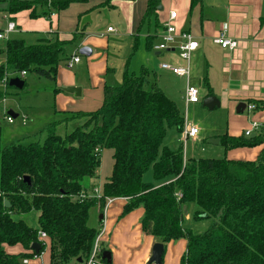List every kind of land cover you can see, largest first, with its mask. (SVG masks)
Segmentation results:
<instances>
[{"label": "trees", "instance_id": "obj_1", "mask_svg": "<svg viewBox=\"0 0 264 264\" xmlns=\"http://www.w3.org/2000/svg\"><path fill=\"white\" fill-rule=\"evenodd\" d=\"M88 1L0 0V11L14 15L27 10L30 18L50 17L72 3ZM111 1L101 5L111 6ZM200 1L190 0L189 7ZM159 5L160 0H147L141 26L148 20L159 26ZM154 37L145 36L146 50L153 49ZM78 38L75 32L70 39L48 33L35 44L4 39L0 82L13 88L8 80L22 72L55 82L59 62L69 59L66 49L76 47ZM246 104L264 110V100L248 99ZM54 115L50 124L34 133L45 135L41 143L3 145L0 125V264H20L30 256L39 231L47 235V264H83L99 232L88 223L90 209L98 206L102 213L106 198L126 199L118 219L142 208L141 231L163 243L162 258L168 242L183 239L179 264H264L263 129L248 137L243 132L218 135L225 151L257 148L253 160L185 157L181 146L163 144L169 128L178 132L183 128L176 102L158 86L153 71L141 66L138 73L129 72L128 62L120 85L104 84L98 108L54 109ZM61 126L63 134L57 132ZM102 149L112 151L111 173L98 198L80 200L78 195L87 192L81 182L97 175ZM149 170L151 182L143 179ZM190 203L196 206L195 221L212 220L201 233L184 225L183 208ZM30 212L37 213L36 227L19 217ZM12 247L22 251L8 252Z\"/></svg>", "mask_w": 264, "mask_h": 264}, {"label": "crops", "instance_id": "obj_2", "mask_svg": "<svg viewBox=\"0 0 264 264\" xmlns=\"http://www.w3.org/2000/svg\"><path fill=\"white\" fill-rule=\"evenodd\" d=\"M102 1L89 0L85 3H72L65 10L55 12L50 17L30 18L27 10L14 15L0 11V31L5 29L8 22L15 24L14 30L7 34V38L23 40L25 33H35L40 39L48 33H55L59 39H70L73 33L78 32L79 38L77 46L74 47V51L76 50L74 55L77 54L79 47L87 46L91 49L90 56H83L84 59H80L71 68L67 65H58L55 84L57 86H78L81 88V94L75 97L55 88V110L90 111L101 105L104 84H112L115 78L112 71L114 69L109 67L107 58L108 38L114 32L111 26H106L104 29L108 17L114 20L115 32L127 38L130 43L136 40L140 49L142 48L140 37L145 40L147 34L155 36L156 40L153 39V45L160 41L162 26L168 20L170 11H175L177 14L174 21L176 29L190 32L199 42L198 48L191 53L188 63L191 84L198 81L207 88L208 92H211V95L216 96L215 84L211 82L210 77L218 70L219 89L223 91L220 98L216 96L219 103L227 104L228 102L231 107H236L240 101L246 103L248 99L264 100V0H201L192 9L189 7L190 0H160L161 9L157 10L156 15L158 27L153 24L152 20H148L142 26L140 24L147 0H112L111 6L101 5ZM91 21L95 23L92 28H89ZM108 27H111L112 31H108ZM144 27L146 31L140 36V31ZM222 29L226 30L228 37L237 41L236 48L223 49L212 42V37ZM151 50L154 51V55L146 56L145 61L146 64L149 63L148 65L157 68L152 69L148 66L146 68L156 74V83L170 98L175 99L178 95L183 102L185 80L162 70L160 64L185 66L187 62L178 56L177 50L173 47L165 50L166 54L155 49ZM206 56L209 57V62ZM204 59L208 67H205ZM3 62L4 57L0 55V63ZM123 70L124 68L122 73ZM24 75L20 74L22 78ZM204 97H207V94L200 97L201 104ZM30 110L31 106H19L18 112L28 119ZM252 112L256 113L253 120L264 119V110ZM11 113L13 114L10 116L12 119L18 117V114L12 111ZM108 152L112 155L110 149ZM229 152L233 153L232 156H228L230 159L253 160L256 158L258 149L237 148ZM111 168L112 160L109 159L106 178L110 175ZM104 181L101 182L100 187L92 184L84 186L88 193L92 188H98L101 191ZM125 202V198H113L110 204L104 206L101 219L99 218L101 213L98 215L97 229L102 231L101 246L110 251L111 264H147L152 245L159 241L151 235L142 233L140 225L142 208L134 209L118 219ZM106 212H108L107 219H104ZM18 248L10 253L22 251V248ZM184 250L185 241L183 239L168 242L162 263L179 264ZM47 255L46 248L43 257L45 264H47ZM37 263L32 262V264Z\"/></svg>", "mask_w": 264, "mask_h": 264}, {"label": "rangeland", "instance_id": "obj_3", "mask_svg": "<svg viewBox=\"0 0 264 264\" xmlns=\"http://www.w3.org/2000/svg\"><path fill=\"white\" fill-rule=\"evenodd\" d=\"M107 19L108 21L106 20L107 23L104 26V29L106 28V26H111L112 28H114V32L108 38L107 47L109 67L114 69L112 71L115 77L111 85L121 84L122 69L124 68V64H126L127 61L129 72L134 71L135 73H138L141 66H148L149 68L156 69V66L153 67L151 65H148V62V64H146V56L154 55V51L144 50V39L140 37L142 48L139 49V45L136 43V40H132L130 43V41H127V38H125L124 36H119L117 31L115 32L116 25L113 18L108 17ZM94 23L95 21H91L89 28H92ZM145 31V27L141 29L140 36H142ZM34 34L25 33L23 40L28 44H35L39 41V36H37L36 34L35 36ZM154 40H156V38H154ZM2 41L3 40L0 41V44L2 43ZM74 49V47L67 48L66 54L69 57L71 55H74L76 51H74ZM158 52L165 54L167 53L166 51ZM205 58L209 62V57L206 56ZM79 59L83 60L84 57L79 55ZM68 61L69 59L62 60L59 62V65L65 66L67 65ZM204 62L205 67H208L205 59ZM219 77L220 75L218 70L216 71L215 75L213 74L210 77L211 82L215 84L214 92L216 93V96L218 98H220L223 92L219 89ZM23 79L25 80L26 84L24 88L21 89H6L4 84L0 82V125L2 127L1 144L3 145L9 143H41L45 135H36L34 133L50 124L55 119V88H58L59 86H57L55 82H52L47 78L36 75L34 72H26V75H24ZM194 83L195 86L199 89L200 97L204 96V94H207L208 90L206 87H203L198 83V81ZM172 93L175 94L173 91ZM173 100L176 102L180 114L184 118L182 130L184 129L185 123L196 125L200 129L195 139H188L186 141L181 139L182 131L178 132L175 128H169L167 130V134L164 138L163 144L173 149L181 146L185 157L222 158L225 156H232L233 153L225 151L223 146L208 143V140L210 138H213V136L215 135H222L224 133H227L228 135L232 134L233 136H238L241 134L243 129L250 126V122L256 116L255 112H248L247 110H244L242 113L237 114L234 111L235 106L231 107L228 102L227 104L222 102L218 107L210 110L202 106L200 101L194 105H189L186 108L178 95ZM19 106H31V110L28 114V119H26L24 114L18 112ZM8 111H12L13 113L18 114V117L11 119V122L7 121L6 117L9 116ZM57 132L59 134H63L64 126L58 128ZM108 151L109 149H102L100 151V165L97 169V175L93 178H84L81 182L83 185L92 184L95 187H100L101 182L106 180V173L109 168V159L112 160L111 155L108 154ZM143 179L144 181H153L152 173L150 170L145 173ZM195 209L196 206L194 203H190L183 208L184 225L190 228L195 233H201L212 224V220L202 219L195 221L192 217L193 211ZM107 213L108 212L105 213L104 219H107ZM98 215V208L96 206H93L90 209L89 213V225L95 228L98 227ZM36 216V212H30L27 214H22L19 217L30 226L36 227ZM17 249L19 248L12 247L8 248L7 251H16Z\"/></svg>", "mask_w": 264, "mask_h": 264}, {"label": "built area", "instance_id": "obj_4", "mask_svg": "<svg viewBox=\"0 0 264 264\" xmlns=\"http://www.w3.org/2000/svg\"><path fill=\"white\" fill-rule=\"evenodd\" d=\"M52 15V14H51ZM177 17V14L175 11H170L168 15V20L165 24L162 26V32L160 36V41L153 45V49L157 51H165L168 48L173 47L177 50L178 56L187 62L185 66H177V65H171L168 63H161L160 68L162 70L168 71L172 73L173 75L183 78L185 80V88L183 93V102L185 107L189 104H195L198 103L200 98L199 89L191 84L190 78V68H189V60L191 53L196 50L199 46V42L195 39V37L188 31L183 30H177L174 24V21ZM15 28V24L13 22H8L6 28L3 31H0V39H6L7 34H9L11 31H13ZM108 31H112L111 27L107 28ZM212 42L219 47L223 49H234L237 47V41L235 39H232L228 37L227 32L225 29L219 30L218 33L212 37ZM79 55L76 54L69 58V61L67 63V67L71 68L75 63L79 62ZM25 72H22L21 75L23 76ZM248 112L254 111V105L253 104H246L245 109ZM7 121L11 122V117H6ZM264 130V119L260 120H252L250 122V126L246 128L243 131L244 136L248 137L250 135H253L254 133H257L260 130ZM200 129L196 125H191L189 123H185L184 129L181 133V139L186 141L188 139H195L199 133ZM100 196V191L98 188H92L91 192H81L78 195V198L80 200L87 199V198H98ZM113 198H106L105 207L111 203ZM102 231L99 230L98 234L96 235L90 254L88 258L83 262V264H104L102 262V246H101V237ZM38 240L39 244L42 247V244H45V247L43 250H39L38 253H35L32 249L31 255L28 257H23L20 260V264H32V262H38L37 264H45L43 262V257L45 255V248H47L46 241H47V235L43 231L38 232ZM41 249V248H40Z\"/></svg>", "mask_w": 264, "mask_h": 264}, {"label": "water", "instance_id": "obj_5", "mask_svg": "<svg viewBox=\"0 0 264 264\" xmlns=\"http://www.w3.org/2000/svg\"><path fill=\"white\" fill-rule=\"evenodd\" d=\"M159 9H161V6L157 7V10H159ZM77 54L81 55V56H90L91 55V49L89 47H87V46L79 47L77 49ZM8 85L10 87H13V88H16V89H21L23 87V85H24V81H23V79L21 77L15 76V77H11L8 80ZM58 90L66 92V93H69V94H72L75 97H79L80 94H81V88L78 87V86H59ZM219 104H220L219 100L213 95L204 97L202 99V106H204V107H206V108H208L210 110L215 108V107H218ZM245 106H246L245 102H242V101L238 102L236 107H235V113H237V114L242 113L244 111V109H245ZM8 115L9 116H11V115L13 116L11 111H8ZM208 143L220 145V138L219 137L210 138L208 140ZM23 179H24V181L29 183V178L27 176L24 177ZM4 205L6 207H8L9 203L7 201H4ZM99 218L100 219L102 218V213L99 215ZM40 248H41V245L38 242H34V243L31 244V249L35 253H38ZM163 250H164L163 243L155 242L152 245L151 255H150V257L147 260V264H163L162 263ZM101 258H102V260H105L107 263H110L111 262V253H110V251H108V250L102 251Z\"/></svg>", "mask_w": 264, "mask_h": 264}]
</instances>
